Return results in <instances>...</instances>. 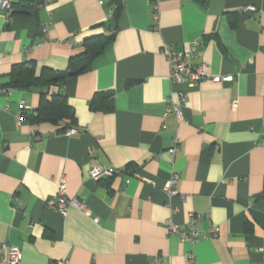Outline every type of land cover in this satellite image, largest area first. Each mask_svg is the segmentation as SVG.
<instances>
[{
	"label": "crops",
	"instance_id": "1",
	"mask_svg": "<svg viewBox=\"0 0 264 264\" xmlns=\"http://www.w3.org/2000/svg\"><path fill=\"white\" fill-rule=\"evenodd\" d=\"M11 2L0 11V246L18 248L19 264H185L188 253L197 264H264V0ZM99 36L112 40L60 86H7L22 63L65 71ZM193 41L192 63L230 83L171 85L163 48ZM177 90L181 121L165 115ZM56 95L74 122L31 123L41 96ZM93 169L117 173L95 181ZM172 172L178 195L168 198ZM61 178L84 209L46 206ZM190 221L197 243L167 233Z\"/></svg>",
	"mask_w": 264,
	"mask_h": 264
},
{
	"label": "built area",
	"instance_id": "2",
	"mask_svg": "<svg viewBox=\"0 0 264 264\" xmlns=\"http://www.w3.org/2000/svg\"><path fill=\"white\" fill-rule=\"evenodd\" d=\"M44 3H48L51 0H42ZM157 1V0H156ZM103 0H99V4L102 5ZM12 10L11 0H0V11L9 14ZM242 12H254L256 9L252 6H246L241 9ZM8 18V17H7ZM7 23V22H6ZM44 32V31H43ZM198 41H193L186 50L176 51L173 46H164L162 55L166 59L169 65V80L171 85L180 86L185 85L187 88H195L201 82L211 81L214 83H230L232 76H211L208 72L206 64H193V57L199 47ZM0 93H4L0 90ZM176 100L171 97L167 100L165 109V115L172 114L178 121H181V110L184 107L187 94L182 90L174 92ZM68 135H77L75 129H69ZM178 141L175 139L171 148L168 152L171 156L176 152V145ZM117 171L113 169H93L90 171V178L92 180H100L103 178L110 177L116 174ZM178 179L174 172L171 173L169 179L164 184L162 191L168 198L178 195L176 188ZM66 181L61 178L57 184L56 194L46 202V206L64 215L66 207L68 205L77 206L84 209V205L79 204L76 200L67 197L66 192ZM209 236L214 239L216 237V230L212 226L209 228ZM167 233L169 235H176L182 242L195 244L202 240L204 237L198 233L197 227L194 221H190L183 227H179L171 222L167 224ZM0 251L2 253V259L8 264H19L21 259V252L18 248L9 246L8 244H1ZM56 264H66L63 261L57 262ZM153 264H170L168 261L163 260L161 257H154ZM185 264H197L196 258L193 253H188L185 256Z\"/></svg>",
	"mask_w": 264,
	"mask_h": 264
},
{
	"label": "trees",
	"instance_id": "3",
	"mask_svg": "<svg viewBox=\"0 0 264 264\" xmlns=\"http://www.w3.org/2000/svg\"><path fill=\"white\" fill-rule=\"evenodd\" d=\"M202 6H205L207 0H197ZM43 2V1H42ZM120 6V5H119ZM117 9L115 18L118 16ZM112 37L102 36L88 39L84 42V51L82 54L71 57L65 71L55 72L48 68H42L39 74L36 73L32 62L22 63L13 67L9 74L7 86L12 89L28 90L32 88H49L52 85L60 86L67 78L83 73L89 69L92 60L109 44ZM98 98H94L91 106L95 105ZM97 104V103H96ZM22 119H25L21 113ZM31 123L39 124L49 122L60 124L61 122H74L72 109L66 102V99L60 95L52 96L50 99L41 96L39 105L34 113L28 117Z\"/></svg>",
	"mask_w": 264,
	"mask_h": 264
},
{
	"label": "water",
	"instance_id": "4",
	"mask_svg": "<svg viewBox=\"0 0 264 264\" xmlns=\"http://www.w3.org/2000/svg\"><path fill=\"white\" fill-rule=\"evenodd\" d=\"M113 27H114V24H113Z\"/></svg>",
	"mask_w": 264,
	"mask_h": 264
}]
</instances>
